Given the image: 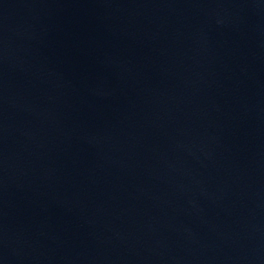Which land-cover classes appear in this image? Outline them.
<instances>
[{
  "label": "water",
  "instance_id": "1",
  "mask_svg": "<svg viewBox=\"0 0 264 264\" xmlns=\"http://www.w3.org/2000/svg\"><path fill=\"white\" fill-rule=\"evenodd\" d=\"M0 264H264V0H0Z\"/></svg>",
  "mask_w": 264,
  "mask_h": 264
}]
</instances>
